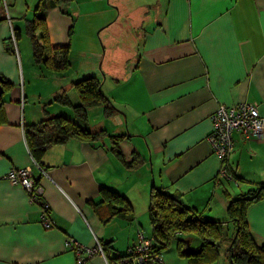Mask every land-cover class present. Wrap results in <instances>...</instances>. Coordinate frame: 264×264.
<instances>
[{"label":"crops","instance_id":"1","mask_svg":"<svg viewBox=\"0 0 264 264\" xmlns=\"http://www.w3.org/2000/svg\"><path fill=\"white\" fill-rule=\"evenodd\" d=\"M39 1L4 0L0 10V79L11 83L2 87L0 98V264H78L69 239L87 247L105 244L104 254L83 252L82 264H110L108 257L127 254L139 231H152V187L180 194L205 219L226 221L230 201L264 183V131L258 138L234 134L229 164L238 184L219 179L220 162L208 141L209 117L220 104L251 102L264 117V0H126L131 24L143 33L141 49L130 68L118 75L104 72L102 82L123 113L106 117L102 107L90 108L83 121L54 98L66 90L79 103L72 83L102 72L96 64L70 60L66 71H48L32 61L31 44V57L24 58L29 54L20 44L24 26ZM42 4L51 45L69 46L71 52L72 14L50 6V0ZM12 31L17 32V51ZM45 110L73 116L92 131L129 132L136 144L125 154L123 148L132 141L126 139L122 151L127 160L138 151L143 163L127 168L106 143L73 139L50 147L38 164L24 126L44 119ZM22 167L43 189L38 202L4 178ZM103 188L128 199L133 221L100 219L89 202L101 201ZM43 203L51 227L42 223ZM246 218L257 244H264V198L248 207Z\"/></svg>","mask_w":264,"mask_h":264},{"label":"trees","instance_id":"2","mask_svg":"<svg viewBox=\"0 0 264 264\" xmlns=\"http://www.w3.org/2000/svg\"><path fill=\"white\" fill-rule=\"evenodd\" d=\"M70 1L50 0V6L60 7V2H65L67 5ZM3 6L4 0H0V10ZM46 12V8L40 0L33 18L26 21L25 33L30 40L32 59L36 66L43 67L48 71L64 72L69 67L70 47L54 48L51 45ZM15 33L17 36L16 31ZM71 33L72 30H70ZM8 48L14 51L12 44H9ZM0 83L2 87L11 84L3 79H0ZM72 87L78 94L79 103L74 104L66 90L58 94L54 98V102L71 107L78 121L87 119L90 108L102 107L106 117H111L117 112L111 99L103 92L98 77L88 76L77 80L72 83ZM24 130L30 153L38 164H42L50 147L65 144L73 139L89 142L94 146L100 142L106 143L108 149L127 168H134L144 161L138 151H134L133 158L130 160L126 159L122 151L121 142L130 139L132 135L128 133L110 134L105 129L92 131L64 115H51L46 111L44 119L26 124ZM101 194V201H90L89 203L104 223H108L115 217L134 220V209L128 199L108 188H103ZM263 198L264 183H260L256 188L232 199L227 209L228 219L218 221L203 218L197 210L182 200L180 194L170 193L156 186L152 187L148 214L154 244L149 252L147 264H159L155 259L156 256H162L174 240L180 242V254L188 258L190 264H202L208 252H210V259L216 260L224 248L221 242H218L220 237H224L223 240L230 242L225 248L229 264H264V244H257L250 232L246 218L248 207ZM230 222L234 225L231 235L224 230V225ZM190 233L202 241L199 249H193L190 246L195 251L193 253L188 251L187 240H182L180 237ZM101 244L105 253L107 248L105 244ZM108 261L110 264H134L129 254L108 257Z\"/></svg>","mask_w":264,"mask_h":264},{"label":"rangeland","instance_id":"3","mask_svg":"<svg viewBox=\"0 0 264 264\" xmlns=\"http://www.w3.org/2000/svg\"><path fill=\"white\" fill-rule=\"evenodd\" d=\"M59 5L64 7L74 18L69 60L76 61V65L86 62L88 65L90 63L96 64L95 67L102 72L98 76V79L102 80L101 84L105 75L104 72L107 74L112 72L114 75H118V73H123L127 68H130L133 62L136 61L137 53L141 49L143 33L141 28L136 29L131 24V13L126 8L129 3L126 0H71L67 5L65 2H60ZM33 16L34 14L32 13L30 18H33ZM136 17L139 19L141 13H136ZM25 30L26 25L24 26L23 38L20 43L29 52V54L24 55V58L31 57L30 40ZM71 118L75 120V117L72 116ZM131 139L132 141L123 148L125 154H128V150L136 144V138L133 137ZM146 147L149 163L151 164L150 150L147 144ZM136 148L139 149L140 147L136 145ZM228 228L231 229L229 232L231 235L234 229L232 222L224 225L226 233H228ZM151 233L152 231L147 234L151 235ZM180 237L182 240L189 241L193 249H199L202 244L201 239L192 233ZM223 239L224 237H220L218 242H221L224 247L222 249H225L230 242ZM180 247V242L174 240L164 252V262L167 264H190L188 258L180 254ZM183 250L185 249L183 248ZM209 253L202 264H228L225 253L221 252L220 257L216 260L210 259Z\"/></svg>","mask_w":264,"mask_h":264},{"label":"built area","instance_id":"4","mask_svg":"<svg viewBox=\"0 0 264 264\" xmlns=\"http://www.w3.org/2000/svg\"><path fill=\"white\" fill-rule=\"evenodd\" d=\"M5 12L6 17L10 21L6 7ZM11 35L13 47L17 51L15 32L12 31ZM209 119L212 124V130L208 135V141L220 162L218 177L219 179L230 180L238 184L239 180L232 172L229 164L234 148V134L240 132L246 137H260L264 131V117L260 115L256 104L239 102L232 105L220 104L216 111L210 115ZM4 178L14 184H20L28 191L31 198L37 202L42 195L43 189L41 185L36 183L31 171L26 167L12 168ZM41 210L43 225L45 227H51L53 221L48 216V205L43 203ZM67 244L74 249L78 264L84 262V258L82 257L83 252H87L89 256L97 253L104 254L103 246L99 241H97L95 247L80 245L76 239H69ZM153 244L154 238L152 235H147L143 231H139L136 243L128 249L127 254L133 259L134 264H147L149 252ZM155 259L159 264L163 263L161 255H157Z\"/></svg>","mask_w":264,"mask_h":264},{"label":"water","instance_id":"5","mask_svg":"<svg viewBox=\"0 0 264 264\" xmlns=\"http://www.w3.org/2000/svg\"><path fill=\"white\" fill-rule=\"evenodd\" d=\"M2 92H3V89H2V86L0 85V95H2ZM114 105V104H113ZM114 107L116 108V110L118 111V112H121V113H123L119 108H117L115 105H114ZM187 246H188V251L190 252V253H193V252H195L194 250H192L191 248H190V242L189 241H187Z\"/></svg>","mask_w":264,"mask_h":264}]
</instances>
